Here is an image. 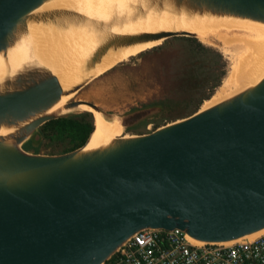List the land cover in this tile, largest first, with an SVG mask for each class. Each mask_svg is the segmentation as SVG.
<instances>
[{
    "label": "water",
    "instance_id": "1",
    "mask_svg": "<svg viewBox=\"0 0 264 264\" xmlns=\"http://www.w3.org/2000/svg\"><path fill=\"white\" fill-rule=\"evenodd\" d=\"M45 1L0 0L3 56L29 21L76 16L62 9L34 12ZM163 2L264 23V0H152ZM173 36L196 34L112 36L97 46L85 68L91 70L109 48ZM91 80L63 89L49 69L29 64L0 82V128H13L0 135V264H104L145 228H178L203 242L242 239L264 229V77L149 133L84 149L91 132L68 152L32 150L41 140L40 125L78 113L72 110L81 103L113 118L84 99L67 101L62 112H47ZM156 108L116 118L131 127ZM30 139L34 143L25 149Z\"/></svg>",
    "mask_w": 264,
    "mask_h": 264
},
{
    "label": "bare ground",
    "instance_id": "2",
    "mask_svg": "<svg viewBox=\"0 0 264 264\" xmlns=\"http://www.w3.org/2000/svg\"><path fill=\"white\" fill-rule=\"evenodd\" d=\"M53 9L72 11L76 16L55 22L29 21L25 33L6 50L4 56L0 53V82L25 65L38 64L55 74L63 89H69L162 42L158 39L109 48L87 71V60L105 39L169 30L191 32L201 42L211 44L216 39L222 44L228 68L222 83L201 110L256 84L264 77V23L261 22L192 11L175 7L169 2L157 5L152 0H47L34 12ZM72 95H63L47 112L66 110L65 104ZM77 108L91 111L94 118V129L84 149L103 146L113 138L123 136V126L118 118L106 117L83 103ZM12 130L1 127L0 135ZM263 230L245 238L252 239Z\"/></svg>",
    "mask_w": 264,
    "mask_h": 264
},
{
    "label": "rangeland",
    "instance_id": "3",
    "mask_svg": "<svg viewBox=\"0 0 264 264\" xmlns=\"http://www.w3.org/2000/svg\"><path fill=\"white\" fill-rule=\"evenodd\" d=\"M202 44L220 54L221 62L227 71L228 60L222 53L220 41L214 39L211 44ZM193 46V41L177 37L165 41L163 47L146 48L147 50L144 49L145 51L142 50L143 52L140 51L141 53L109 67L76 91L69 100L91 101L113 117L124 116L133 110L151 106V102L157 99L165 100L143 119L141 127H123V135L127 136L149 133L160 126L184 118L190 114L191 107L202 94V90L205 87L208 90L212 88L220 64L215 55L208 54V57L204 58L203 53L193 51ZM218 86L214 88L213 94ZM207 100L203 101L199 109ZM81 111L83 110L79 108L72 110ZM26 143L23 147L30 149L34 141L29 140L31 146H24ZM40 143L41 140L32 150L47 154L50 148L46 146L35 150Z\"/></svg>",
    "mask_w": 264,
    "mask_h": 264
},
{
    "label": "built area",
    "instance_id": "4",
    "mask_svg": "<svg viewBox=\"0 0 264 264\" xmlns=\"http://www.w3.org/2000/svg\"><path fill=\"white\" fill-rule=\"evenodd\" d=\"M114 256L112 264H264V230L252 239L197 243L178 228H145Z\"/></svg>",
    "mask_w": 264,
    "mask_h": 264
},
{
    "label": "trees",
    "instance_id": "5",
    "mask_svg": "<svg viewBox=\"0 0 264 264\" xmlns=\"http://www.w3.org/2000/svg\"><path fill=\"white\" fill-rule=\"evenodd\" d=\"M177 37H184L189 41H193L194 43L193 51L197 53H203L204 58H207L208 54L215 55V59L218 60V62L221 64V65L219 64L218 75L212 88L208 90L205 87L204 90H202V94L199 96V98L195 101V103L191 107L192 109L190 114H192L200 108L204 100H207L212 96L214 88L220 84V81L225 75L226 70H225V65L221 62L220 54L215 52L213 49L203 45L202 44L203 42L202 43L199 42L200 40L198 41L196 37L173 36L171 38H177ZM171 38L165 39L161 44L156 45L152 48L163 47L165 41ZM164 101H165L164 99H157L153 102H155L154 105H159V104H163ZM93 129H94V124H93L92 113L86 110H83L75 114L48 120L39 126V131L41 133V143L39 147H37L35 150H39L41 146H46L50 148V151L47 152V154H58V153L71 151L73 149L82 146L88 139ZM29 145L30 144L27 142L24 146H29ZM114 259L115 256L113 254L104 263L112 264ZM117 264H123V263H117Z\"/></svg>",
    "mask_w": 264,
    "mask_h": 264
},
{
    "label": "flooded vegetation",
    "instance_id": "6",
    "mask_svg": "<svg viewBox=\"0 0 264 264\" xmlns=\"http://www.w3.org/2000/svg\"><path fill=\"white\" fill-rule=\"evenodd\" d=\"M159 45V44H158ZM156 46V45H155ZM154 47V46H153ZM152 48V47H151ZM148 49H150V48H148ZM147 50V49H146ZM145 51V50H144ZM143 52V51H142ZM141 53V52H140ZM155 104V102H151V105H154ZM87 111V110H86ZM92 117H93V115H92ZM93 124H94V118H93ZM142 124H143V120H140L139 122H137L135 125H133L132 127H130V128H133V127H141L142 126Z\"/></svg>",
    "mask_w": 264,
    "mask_h": 264
}]
</instances>
